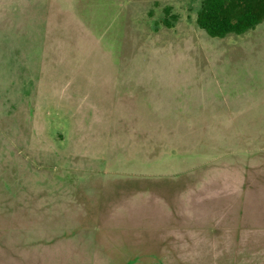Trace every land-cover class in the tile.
Segmentation results:
<instances>
[{"label": "rangeland", "instance_id": "374dc122", "mask_svg": "<svg viewBox=\"0 0 264 264\" xmlns=\"http://www.w3.org/2000/svg\"><path fill=\"white\" fill-rule=\"evenodd\" d=\"M199 4L0 0V261L264 264V21Z\"/></svg>", "mask_w": 264, "mask_h": 264}, {"label": "trees", "instance_id": "16d2710c", "mask_svg": "<svg viewBox=\"0 0 264 264\" xmlns=\"http://www.w3.org/2000/svg\"><path fill=\"white\" fill-rule=\"evenodd\" d=\"M263 21L264 0H200L195 17L196 25L211 37L239 35ZM163 24L171 26L168 19Z\"/></svg>", "mask_w": 264, "mask_h": 264}, {"label": "crops", "instance_id": "0c3cea01", "mask_svg": "<svg viewBox=\"0 0 264 264\" xmlns=\"http://www.w3.org/2000/svg\"><path fill=\"white\" fill-rule=\"evenodd\" d=\"M5 250V249H4ZM4 250L3 249H0V253L1 252H4ZM6 262H3V261H0V264H5Z\"/></svg>", "mask_w": 264, "mask_h": 264}]
</instances>
